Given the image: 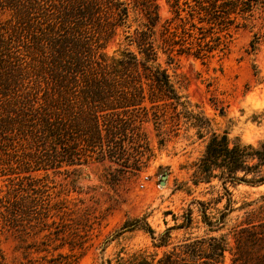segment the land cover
<instances>
[{"label": "rangeland", "instance_id": "1", "mask_svg": "<svg viewBox=\"0 0 264 264\" xmlns=\"http://www.w3.org/2000/svg\"><path fill=\"white\" fill-rule=\"evenodd\" d=\"M67 1L0 0V28H12V38L21 39L11 47L17 66L25 68L24 81L36 76L29 65L50 62L51 52L49 45L42 52L28 42L27 31L16 24L17 14L29 12L31 29L45 28L48 17ZM120 1L129 10L123 23L113 28L104 6L100 17L85 25L84 35L93 49L99 46L109 56L124 48L136 52L130 39L146 21L143 11L158 4L157 37L168 19L184 49L170 57L159 52L157 60L180 96L178 103H152L149 81L143 78L141 108L118 110L127 122H121L125 134L116 143L82 149L75 164L17 175L9 173L11 168L0 172V197L22 183L27 190L16 194L37 212L34 217L23 212L15 227L0 214L1 263L156 264L181 244L215 236L225 242L216 264H264V183H230L219 177L196 182L194 176L212 132L254 147L264 142V0ZM199 48L197 57L193 53ZM109 147L116 153L113 158ZM11 153L21 159V150ZM6 158L0 154V163ZM12 167L19 171L15 163ZM260 170L264 175V164ZM3 203L10 208L5 199ZM203 210L215 225L203 222ZM0 212L7 213L4 206ZM187 213L191 223L179 226ZM135 219L145 221L152 233L141 227L125 230V223Z\"/></svg>", "mask_w": 264, "mask_h": 264}, {"label": "trees", "instance_id": "2", "mask_svg": "<svg viewBox=\"0 0 264 264\" xmlns=\"http://www.w3.org/2000/svg\"><path fill=\"white\" fill-rule=\"evenodd\" d=\"M232 3L235 5V2ZM104 6L105 13L114 19L110 23L113 28L128 17V7L120 0H68L56 15L53 13L48 17L45 28L36 25L31 29L27 18L29 12L17 14L16 24L27 31L25 38L28 42L42 52L44 45H49L51 52L50 62L39 60V64L29 65L36 75L30 81H24L28 78L23 76L25 68L17 66L18 59L13 54L16 50L11 47L19 45L15 43L21 39L12 38L14 36L9 34L12 28H0V154L7 156V161L0 163L3 169L0 172L11 168L9 173L17 175L20 172L47 170L55 165L75 164L82 149L93 150L101 147L103 142L108 146L116 143V138L125 134L121 130V122H127L120 117L118 110L127 113L130 109L141 108L144 87L139 82L143 78L149 81L152 103L164 99L178 103L180 96L166 68L157 60L159 52L170 57L173 51L181 54L184 49L183 45H177V32L171 30L168 19L161 24L160 37H157L161 20L158 4L151 3V8L143 11L146 21L143 27L135 29L134 37L130 39L136 52L124 48L110 56L99 52V46L93 49L88 36L84 35L85 25L99 18ZM200 52L201 48L193 54L198 57ZM31 81H34L32 85ZM129 120L132 119L129 117ZM110 149L108 154L113 158L115 152ZM20 150L21 159L15 160L11 151L17 155ZM12 163L19 171L12 167ZM263 164L264 142L254 147L239 140L232 142L226 133L212 132L194 171L195 181L209 182L219 177L230 183L262 184L264 175L260 167ZM14 184L19 187L7 189L0 197V206H4L7 212L0 214L13 227L17 226L18 217L23 212L33 217L37 213L36 206L26 207L23 204L27 199L24 195L16 194L17 190L26 191L27 188L22 183ZM28 186L35 190L32 184ZM4 199L10 208L3 203ZM202 212L203 222L209 227L215 225L209 215L204 210ZM46 217L48 213L44 215ZM39 218L40 223L45 221ZM223 218L224 214L219 217L218 223ZM191 220L187 213L179 226L188 227ZM125 226V230L141 227L152 233L151 227L142 219L125 223ZM207 238L203 242L195 240L181 244L179 250L175 248L165 254V258L156 264L218 263L217 258H223L225 242L215 236ZM121 262L116 264H134L129 260ZM0 264L3 263L0 261ZM107 264L112 263L108 261Z\"/></svg>", "mask_w": 264, "mask_h": 264}, {"label": "water", "instance_id": "3", "mask_svg": "<svg viewBox=\"0 0 264 264\" xmlns=\"http://www.w3.org/2000/svg\"><path fill=\"white\" fill-rule=\"evenodd\" d=\"M165 178V176H163ZM163 182V181H162Z\"/></svg>", "mask_w": 264, "mask_h": 264}]
</instances>
